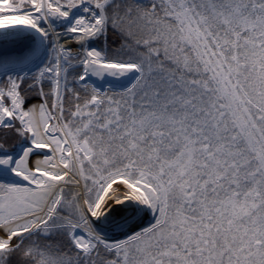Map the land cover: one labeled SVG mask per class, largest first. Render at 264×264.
I'll list each match as a JSON object with an SVG mask.
<instances>
[{
  "label": "snow or ice",
  "instance_id": "snow-or-ice-1",
  "mask_svg": "<svg viewBox=\"0 0 264 264\" xmlns=\"http://www.w3.org/2000/svg\"><path fill=\"white\" fill-rule=\"evenodd\" d=\"M0 264H264V0H0Z\"/></svg>",
  "mask_w": 264,
  "mask_h": 264
},
{
  "label": "bare ground",
  "instance_id": "bare-ground-1",
  "mask_svg": "<svg viewBox=\"0 0 264 264\" xmlns=\"http://www.w3.org/2000/svg\"><path fill=\"white\" fill-rule=\"evenodd\" d=\"M35 102V101H34ZM41 159L43 158V157H40ZM34 159H36L35 157H34Z\"/></svg>",
  "mask_w": 264,
  "mask_h": 264
},
{
  "label": "rangeland",
  "instance_id": "rangeland-1",
  "mask_svg": "<svg viewBox=\"0 0 264 264\" xmlns=\"http://www.w3.org/2000/svg\"><path fill=\"white\" fill-rule=\"evenodd\" d=\"M34 159V158H33ZM35 160V159H34Z\"/></svg>",
  "mask_w": 264,
  "mask_h": 264
}]
</instances>
